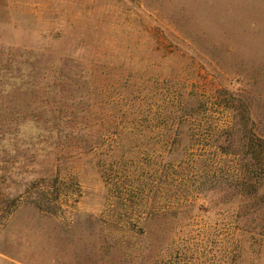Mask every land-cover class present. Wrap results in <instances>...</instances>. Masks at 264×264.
<instances>
[{
	"label": "rangeland",
	"instance_id": "rangeland-1",
	"mask_svg": "<svg viewBox=\"0 0 264 264\" xmlns=\"http://www.w3.org/2000/svg\"><path fill=\"white\" fill-rule=\"evenodd\" d=\"M231 122L264 137V0H0V264H264Z\"/></svg>",
	"mask_w": 264,
	"mask_h": 264
},
{
	"label": "trees",
	"instance_id": "trees-1",
	"mask_svg": "<svg viewBox=\"0 0 264 264\" xmlns=\"http://www.w3.org/2000/svg\"><path fill=\"white\" fill-rule=\"evenodd\" d=\"M27 77L29 78L30 76H20L14 80L18 84L23 78L26 79ZM21 90H23V88ZM190 117V114L184 113V118L180 119L181 121H185ZM216 131H218V135H216V142L214 145L215 152L222 158L221 160H225L227 157L237 158V160L234 161H237L235 168L236 165L239 166L240 163L241 171L245 173V176L248 177L251 171V174H253L252 177L246 178L238 184V186L255 188L253 202L255 200L254 203H264V137L262 138L257 132H254L253 137L256 138L258 144L252 143V141L248 144L246 142L241 143L243 141L244 129L237 122L233 126L231 122L225 129L218 127ZM254 152L256 154H254ZM244 153L248 154L247 158L244 159L243 157L239 159ZM255 205L257 206L259 204Z\"/></svg>",
	"mask_w": 264,
	"mask_h": 264
}]
</instances>
